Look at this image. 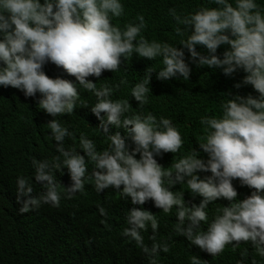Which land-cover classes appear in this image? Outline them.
<instances>
[{
	"label": "clouds",
	"instance_id": "clouds-1",
	"mask_svg": "<svg viewBox=\"0 0 264 264\" xmlns=\"http://www.w3.org/2000/svg\"><path fill=\"white\" fill-rule=\"evenodd\" d=\"M213 2L219 7H201L187 15L169 9L183 46L176 47L143 36V15L123 28L114 25L113 18L125 12L122 0H0V90L16 92L35 104L58 153L51 159L33 158L34 182L43 188L38 194L33 195L32 179L17 177L21 213L45 204L59 208L62 197L71 199L87 186L97 193L117 190L133 204L153 203L175 214V231L213 256L226 245L246 242L264 257V7L257 0ZM197 45L206 47L208 54L197 51ZM223 45L227 47L221 58L216 53ZM185 49L188 60L199 66L220 68L229 76L243 70L246 75L235 87L251 85L258 94L228 99L219 116L199 119L201 127L195 133L189 124L175 121L186 119L184 113L149 101L154 67L140 82L127 84V98H111L114 87H125V79L114 87L101 82L120 68L122 58L133 54L162 58L159 80H188L192 69ZM77 85L97 98L89 110L106 137L98 151L81 133L79 148L85 155L76 146L65 147L66 137L75 139V132L60 121L81 104ZM64 169L71 182L61 188L56 172ZM237 178L253 189L251 193L233 185ZM185 183L187 189L181 186ZM213 201L209 209L217 206L210 215L207 209ZM99 213L109 215L103 206ZM126 224L122 235L136 242L150 264H158L160 251H170L167 242L145 244L142 230L150 224L156 241L159 229L150 211L132 208ZM191 264H201L200 259L193 256Z\"/></svg>",
	"mask_w": 264,
	"mask_h": 264
},
{
	"label": "trees",
	"instance_id": "trees-1",
	"mask_svg": "<svg viewBox=\"0 0 264 264\" xmlns=\"http://www.w3.org/2000/svg\"><path fill=\"white\" fill-rule=\"evenodd\" d=\"M122 3L124 15L113 18L114 25L123 28L128 23L138 22L136 17L143 15L147 22L143 36L149 41L168 42L176 47L183 46L179 44L181 37L175 31L177 24L169 13L170 8L187 15L201 7H219L213 0H122ZM257 3L264 7V0H257ZM226 47H219L216 54L222 58ZM197 51L208 54L206 47L201 45H197ZM189 56L185 49L186 62L192 69L188 80L182 77L159 80L157 72L163 67L162 58L149 60L133 54L129 59L122 58L120 68L104 75L101 82L114 87L125 79V87L122 84L119 88L114 87L111 98H127V84L140 82L148 69L154 67L156 71L151 73L149 83V101H161L164 106L184 113L186 119L176 117L175 121L189 124L195 133L201 127L199 119L202 116H219L221 105L228 99L237 94H258L251 85L235 87L246 75L243 70L231 76L225 75L220 68L192 63ZM77 88L81 104L74 113L62 116L60 121L75 132V139L66 137L65 147L76 146L77 151L85 155L79 148L81 133L95 142L98 151L106 145V137L89 110V104L96 98L94 93L80 85ZM55 144L44 115L33 102L16 92L0 90V264H150V257L136 242L122 235L132 208L148 210L159 221L156 241L151 239L150 224L147 231L142 230L144 242L149 247L154 242H167L170 246L169 252H159L156 257L158 264H191L193 256H197L201 264H264V257L246 242L233 248L226 245L221 253L211 255L175 231L178 222L175 214L164 213L153 203L133 204L131 199H123L117 190L97 193L87 186L71 199L62 197L59 208L45 204L39 209L21 213L17 177L23 175L34 182L33 158L51 159L58 154ZM190 146L186 140L185 148ZM91 165L89 162L87 170ZM56 179L61 188L71 182L67 169L63 173L56 172ZM233 185L247 193L253 190L242 186L238 178L233 180ZM42 190V185L34 182L33 195ZM100 206L109 213L107 217L99 213ZM207 212L212 215L214 211L208 208Z\"/></svg>",
	"mask_w": 264,
	"mask_h": 264
},
{
	"label": "water",
	"instance_id": "water-1",
	"mask_svg": "<svg viewBox=\"0 0 264 264\" xmlns=\"http://www.w3.org/2000/svg\"><path fill=\"white\" fill-rule=\"evenodd\" d=\"M184 189H187V186H186V183L181 185ZM181 190H179L178 192H180ZM215 201L213 202H210L209 205H208V208H211L212 207V204L214 203Z\"/></svg>",
	"mask_w": 264,
	"mask_h": 264
},
{
	"label": "bare ground",
	"instance_id": "bare-ground-1",
	"mask_svg": "<svg viewBox=\"0 0 264 264\" xmlns=\"http://www.w3.org/2000/svg\"><path fill=\"white\" fill-rule=\"evenodd\" d=\"M113 133H114V132H113ZM122 135L125 136V137H128L127 132H123ZM238 190H239V189H237V191H238ZM216 206H217V204H214V207L212 208V210H213Z\"/></svg>",
	"mask_w": 264,
	"mask_h": 264
}]
</instances>
